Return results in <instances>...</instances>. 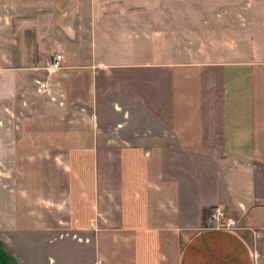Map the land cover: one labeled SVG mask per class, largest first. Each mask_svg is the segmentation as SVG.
<instances>
[{
  "label": "crops",
  "instance_id": "obj_1",
  "mask_svg": "<svg viewBox=\"0 0 264 264\" xmlns=\"http://www.w3.org/2000/svg\"><path fill=\"white\" fill-rule=\"evenodd\" d=\"M0 264H264V0H0Z\"/></svg>",
  "mask_w": 264,
  "mask_h": 264
},
{
  "label": "built area",
  "instance_id": "obj_2",
  "mask_svg": "<svg viewBox=\"0 0 264 264\" xmlns=\"http://www.w3.org/2000/svg\"><path fill=\"white\" fill-rule=\"evenodd\" d=\"M64 55L62 53L56 54L55 59L53 61V66L55 68H60L63 63ZM40 87L39 89L41 91L47 90V83L38 81ZM211 218L217 223V227L222 228H229L232 225H234V222H232L230 219H227L225 216V211L221 207H217L212 211Z\"/></svg>",
  "mask_w": 264,
  "mask_h": 264
},
{
  "label": "rangeland",
  "instance_id": "obj_3",
  "mask_svg": "<svg viewBox=\"0 0 264 264\" xmlns=\"http://www.w3.org/2000/svg\"><path fill=\"white\" fill-rule=\"evenodd\" d=\"M206 226H214V225H217L216 222H213L212 224L208 225L207 223H205ZM234 225H232L231 227H233Z\"/></svg>",
  "mask_w": 264,
  "mask_h": 264
}]
</instances>
